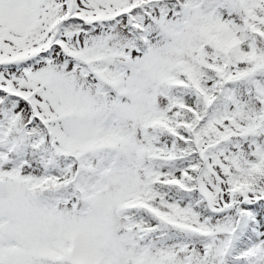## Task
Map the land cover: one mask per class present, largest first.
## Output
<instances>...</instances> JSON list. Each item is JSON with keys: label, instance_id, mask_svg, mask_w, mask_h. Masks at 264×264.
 <instances>
[{"label": "snow or ice", "instance_id": "snow-or-ice-1", "mask_svg": "<svg viewBox=\"0 0 264 264\" xmlns=\"http://www.w3.org/2000/svg\"><path fill=\"white\" fill-rule=\"evenodd\" d=\"M0 264H264V0H0Z\"/></svg>", "mask_w": 264, "mask_h": 264}]
</instances>
